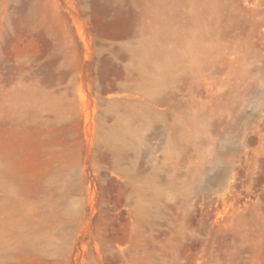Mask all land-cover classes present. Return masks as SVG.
<instances>
[{
    "label": "rangeland",
    "instance_id": "374dc122",
    "mask_svg": "<svg viewBox=\"0 0 264 264\" xmlns=\"http://www.w3.org/2000/svg\"><path fill=\"white\" fill-rule=\"evenodd\" d=\"M0 264H264V0H0Z\"/></svg>",
    "mask_w": 264,
    "mask_h": 264
},
{
    "label": "bare ground",
    "instance_id": "6f19581e",
    "mask_svg": "<svg viewBox=\"0 0 264 264\" xmlns=\"http://www.w3.org/2000/svg\"><path fill=\"white\" fill-rule=\"evenodd\" d=\"M83 96L84 95H81V97ZM84 99L85 98L83 97L82 100ZM10 142H17L16 144H20L17 150V155L19 156V161L16 163L17 169L22 173L29 172L38 163V158L36 154L37 143L32 140L21 141L18 138L15 140L11 137L5 141V145H8Z\"/></svg>",
    "mask_w": 264,
    "mask_h": 264
}]
</instances>
